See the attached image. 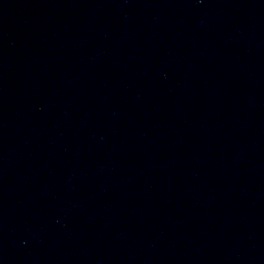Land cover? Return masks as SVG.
<instances>
[{
  "label": "water",
  "instance_id": "95a60500",
  "mask_svg": "<svg viewBox=\"0 0 264 264\" xmlns=\"http://www.w3.org/2000/svg\"><path fill=\"white\" fill-rule=\"evenodd\" d=\"M0 264H264V0H0Z\"/></svg>",
  "mask_w": 264,
  "mask_h": 264
}]
</instances>
